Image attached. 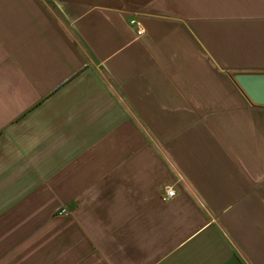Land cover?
<instances>
[{
  "label": "crops",
  "instance_id": "obj_1",
  "mask_svg": "<svg viewBox=\"0 0 264 264\" xmlns=\"http://www.w3.org/2000/svg\"><path fill=\"white\" fill-rule=\"evenodd\" d=\"M234 71L264 73V0H0V262L264 264Z\"/></svg>",
  "mask_w": 264,
  "mask_h": 264
},
{
  "label": "water",
  "instance_id": "obj_2",
  "mask_svg": "<svg viewBox=\"0 0 264 264\" xmlns=\"http://www.w3.org/2000/svg\"><path fill=\"white\" fill-rule=\"evenodd\" d=\"M235 80L254 104L264 106V73H238Z\"/></svg>",
  "mask_w": 264,
  "mask_h": 264
},
{
  "label": "built area",
  "instance_id": "obj_3",
  "mask_svg": "<svg viewBox=\"0 0 264 264\" xmlns=\"http://www.w3.org/2000/svg\"><path fill=\"white\" fill-rule=\"evenodd\" d=\"M144 34V30L141 27H138V36H142ZM177 196V192L173 186H168L165 188V196L163 198L164 201L172 200ZM60 215H68L67 209H63L59 213Z\"/></svg>",
  "mask_w": 264,
  "mask_h": 264
},
{
  "label": "rangeland",
  "instance_id": "obj_4",
  "mask_svg": "<svg viewBox=\"0 0 264 264\" xmlns=\"http://www.w3.org/2000/svg\"><path fill=\"white\" fill-rule=\"evenodd\" d=\"M237 72V73H236ZM234 71V73H233V75H234V77H235V75L236 74H238V73H253V72H242V71ZM0 264H12V261L10 262V261H5V262H0Z\"/></svg>",
  "mask_w": 264,
  "mask_h": 264
}]
</instances>
